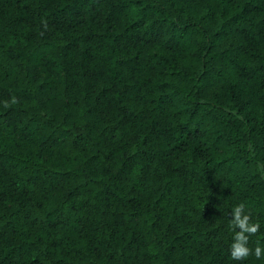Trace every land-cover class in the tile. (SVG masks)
Segmentation results:
<instances>
[{
	"label": "trees",
	"instance_id": "trees-1",
	"mask_svg": "<svg viewBox=\"0 0 264 264\" xmlns=\"http://www.w3.org/2000/svg\"><path fill=\"white\" fill-rule=\"evenodd\" d=\"M239 204L264 247V0H0V264H264Z\"/></svg>",
	"mask_w": 264,
	"mask_h": 264
},
{
	"label": "clouds",
	"instance_id": "clouds-1",
	"mask_svg": "<svg viewBox=\"0 0 264 264\" xmlns=\"http://www.w3.org/2000/svg\"><path fill=\"white\" fill-rule=\"evenodd\" d=\"M251 217L244 213V206L239 204L231 211L230 227L234 233L230 245V257L234 261L246 260L250 255L257 260L264 257V247L257 245L254 249H250L248 245L249 236L259 231V224L250 222ZM238 229V231H237Z\"/></svg>",
	"mask_w": 264,
	"mask_h": 264
}]
</instances>
